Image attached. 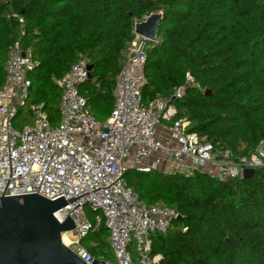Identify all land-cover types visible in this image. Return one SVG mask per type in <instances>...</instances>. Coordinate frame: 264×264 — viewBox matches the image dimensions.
Wrapping results in <instances>:
<instances>
[{
    "label": "trees",
    "instance_id": "16d2710c",
    "mask_svg": "<svg viewBox=\"0 0 264 264\" xmlns=\"http://www.w3.org/2000/svg\"><path fill=\"white\" fill-rule=\"evenodd\" d=\"M7 11L23 15L24 43L38 62L26 105L43 103L51 125L59 121L60 98L52 77L64 76L80 57L92 70L79 94L96 120L109 117L134 21L161 11L160 42L147 51L142 104L169 97L190 73L195 85L174 102L190 121L189 132L235 156L264 145V0H5L0 87L18 29L5 18ZM124 177L140 201L163 202L181 217L165 234L151 235L159 264H264V168L224 182L201 172L186 177L128 170ZM107 237L102 227L81 244L93 257L112 260Z\"/></svg>",
    "mask_w": 264,
    "mask_h": 264
},
{
    "label": "built area",
    "instance_id": "2783aa9c",
    "mask_svg": "<svg viewBox=\"0 0 264 264\" xmlns=\"http://www.w3.org/2000/svg\"><path fill=\"white\" fill-rule=\"evenodd\" d=\"M5 18L18 29L7 49L0 87V197L36 194L51 201L64 199L67 205L53 215L60 223L66 217L72 220L75 228L68 232L66 247L85 264L94 260L159 264L162 260L159 254L151 255V235L165 234L179 213L163 203L140 201L127 184L126 171L186 177L201 172L224 182L242 179L245 170L264 168L263 142L235 156L188 131L190 121L174 102L195 85L190 73L169 97L157 96L148 106L142 104L147 51L160 41L135 34L134 25V38L121 51L109 117L104 122L96 120L79 94L91 65L88 58L80 57L64 76L52 77L60 98L59 121L51 125L43 103L26 105L29 76L38 62L32 47L24 43L25 19L13 11H7ZM26 106L32 122L15 128L13 121ZM102 227L112 260L93 257L81 244Z\"/></svg>",
    "mask_w": 264,
    "mask_h": 264
},
{
    "label": "water",
    "instance_id": "95a60500",
    "mask_svg": "<svg viewBox=\"0 0 264 264\" xmlns=\"http://www.w3.org/2000/svg\"><path fill=\"white\" fill-rule=\"evenodd\" d=\"M161 19V11L152 12L135 23L134 33L154 41ZM253 173L245 170L243 179ZM66 205L62 198L51 201L36 194L0 197V264H85L62 242V235L75 228L72 220L66 217L60 223L53 215Z\"/></svg>",
    "mask_w": 264,
    "mask_h": 264
},
{
    "label": "rangeland",
    "instance_id": "374dc122",
    "mask_svg": "<svg viewBox=\"0 0 264 264\" xmlns=\"http://www.w3.org/2000/svg\"><path fill=\"white\" fill-rule=\"evenodd\" d=\"M27 106L24 107V108L19 109L17 117L13 121V125H14L15 128H20L24 124H31V122H32V114L29 112ZM147 162H145V164ZM161 203H163V202H161ZM163 204H165V203H163Z\"/></svg>",
    "mask_w": 264,
    "mask_h": 264
},
{
    "label": "bare ground",
    "instance_id": "6f19581e",
    "mask_svg": "<svg viewBox=\"0 0 264 264\" xmlns=\"http://www.w3.org/2000/svg\"><path fill=\"white\" fill-rule=\"evenodd\" d=\"M70 236L71 234L70 233H66V234H63L62 235V242L67 245L70 241Z\"/></svg>",
    "mask_w": 264,
    "mask_h": 264
}]
</instances>
